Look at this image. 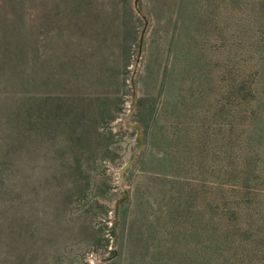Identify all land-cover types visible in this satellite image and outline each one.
I'll return each mask as SVG.
<instances>
[{
    "label": "rangeland",
    "instance_id": "374dc122",
    "mask_svg": "<svg viewBox=\"0 0 264 264\" xmlns=\"http://www.w3.org/2000/svg\"><path fill=\"white\" fill-rule=\"evenodd\" d=\"M137 6L0 0V264H264V0Z\"/></svg>",
    "mask_w": 264,
    "mask_h": 264
},
{
    "label": "water",
    "instance_id": "95a60500",
    "mask_svg": "<svg viewBox=\"0 0 264 264\" xmlns=\"http://www.w3.org/2000/svg\"><path fill=\"white\" fill-rule=\"evenodd\" d=\"M137 3H138V0H134V6H135V9L140 13L139 9H138V6H137ZM146 24V23H145ZM140 41H141V38H140ZM140 53V50L138 52V55ZM129 126L131 127H136V130H137V137L138 139L140 140V144L139 146L137 147V149L134 151V154L132 156V158L123 166V169L127 168L129 166V164H131V162L133 161V158L135 157V154L141 149L142 145H143V141L140 137V125L139 123L137 122H133V123H130ZM127 197V193H124V195L122 197H120L119 199L116 200L115 202V214H117V211H118V206L119 204Z\"/></svg>",
    "mask_w": 264,
    "mask_h": 264
}]
</instances>
